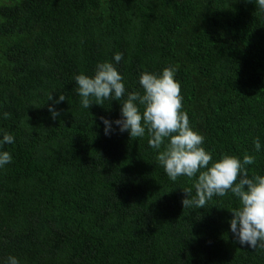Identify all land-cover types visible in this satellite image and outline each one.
Masks as SVG:
<instances>
[{
  "label": "trees",
  "instance_id": "trees-1",
  "mask_svg": "<svg viewBox=\"0 0 264 264\" xmlns=\"http://www.w3.org/2000/svg\"><path fill=\"white\" fill-rule=\"evenodd\" d=\"M105 61L125 98L143 94L142 72L176 67L183 110L213 161L250 154L249 176H264L256 0H0V139L14 136L0 148L12 156L0 167V264H264V249L230 230L236 196L183 208L198 174L172 181L157 160L163 146L121 132L123 100L82 107L75 77ZM100 117L113 122L109 135Z\"/></svg>",
  "mask_w": 264,
  "mask_h": 264
},
{
  "label": "clouds",
  "instance_id": "clouds-1",
  "mask_svg": "<svg viewBox=\"0 0 264 264\" xmlns=\"http://www.w3.org/2000/svg\"><path fill=\"white\" fill-rule=\"evenodd\" d=\"M261 12H264V0H256ZM123 58L117 52L116 63ZM177 69L166 67L162 73L148 71L141 73L139 84L143 94L138 91L128 92L124 77L116 66L109 61L98 63L94 76L83 73L75 77L82 107L89 109L95 103L103 105L106 99L123 100L121 119L114 121L121 132L129 131L130 137H143L145 132L150 136V147L160 150L157 160L163 166L172 181L179 176L194 178L195 195L192 188L184 189L186 198L182 200L183 208H204L214 195L223 197L231 192L239 199L240 206L231 212L230 230L240 245L252 249H264V176H249L247 166L255 163V157L245 154L243 159L235 155L223 154L218 161H213L212 153L203 147L204 136L195 130L189 116L183 110V96L180 81L175 79ZM52 94L49 100H52ZM64 95L54 103L64 101ZM140 106H143L141 112ZM49 112L56 119L60 113L51 106ZM10 113H3L8 119ZM100 120L105 125V135L112 131V123L104 117ZM167 143L165 144V141ZM14 143V136L4 132L0 139V148ZM255 149L260 150L259 138L253 141ZM12 161L8 151H0V167ZM7 264H20L15 256H9Z\"/></svg>",
  "mask_w": 264,
  "mask_h": 264
}]
</instances>
